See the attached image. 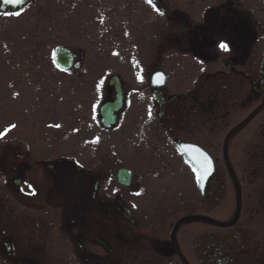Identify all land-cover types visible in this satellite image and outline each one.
Wrapping results in <instances>:
<instances>
[{
	"label": "flooded vegetation",
	"instance_id": "af4514ba",
	"mask_svg": "<svg viewBox=\"0 0 264 264\" xmlns=\"http://www.w3.org/2000/svg\"><path fill=\"white\" fill-rule=\"evenodd\" d=\"M106 1L94 24L111 47L115 27L130 34L140 72H111L94 82L103 93L94 109L61 111L100 136L75 142L65 122H32L0 137V264H264L245 239L258 233L250 218L264 213V106L240 125L264 103V0H133L139 9L120 24ZM74 53L69 69L55 68L81 77L84 56ZM122 124L129 146L117 158L111 135ZM178 143L212 156L203 193ZM178 170L195 178L203 208L158 218L155 199L186 185L170 184ZM231 188L234 217H214Z\"/></svg>",
	"mask_w": 264,
	"mask_h": 264
},
{
	"label": "rangeland",
	"instance_id": "374dc122",
	"mask_svg": "<svg viewBox=\"0 0 264 264\" xmlns=\"http://www.w3.org/2000/svg\"><path fill=\"white\" fill-rule=\"evenodd\" d=\"M110 2L115 24H120L119 16H133L136 14L134 9H139L137 1L133 0ZM105 4L106 0H32L19 14L0 11V133L3 136H11L15 127V130L25 131L32 122L51 127L57 122H65L64 136L75 142L100 136L96 127L73 126L67 122L68 113L64 118L61 115L64 110L94 109L103 95L100 86L95 87L94 82L111 72L125 79L134 78L140 72L139 65L135 64L138 54L129 49L130 34L115 27L114 46L111 47L110 36L94 24L96 5L103 9ZM131 33L137 34V28L134 27ZM57 46L68 47L84 56L81 77L64 74L55 68L51 54ZM141 72L144 74L143 69ZM125 130L126 125L122 124L111 135L114 138L111 152L116 153L117 158L128 151ZM192 181V177L187 178L181 171H176L170 184L186 185L155 199L156 217L179 219L186 214L199 213L197 211H201L203 205L195 178ZM227 183H232L230 178ZM189 184H193L192 189ZM223 195L220 203L212 204L216 208L211 215L232 219L236 194L231 188ZM260 196L257 201L264 202V193ZM248 228L258 233L245 238L246 243L264 252V213L259 216L254 213ZM182 253L189 257L191 252Z\"/></svg>",
	"mask_w": 264,
	"mask_h": 264
},
{
	"label": "water",
	"instance_id": "95a60500",
	"mask_svg": "<svg viewBox=\"0 0 264 264\" xmlns=\"http://www.w3.org/2000/svg\"><path fill=\"white\" fill-rule=\"evenodd\" d=\"M31 1L32 0H19L18 3H15V2H9V0H0V11L12 12L14 14H18L22 12L27 6H29ZM75 56L76 55L72 52V50L65 46L55 47L51 54L53 64L62 70H67L71 67ZM113 80H115V78ZM263 106H264V103L261 104L259 107H257L251 114H249L240 123V125L244 124L250 117H252ZM107 107L108 106L106 105L101 107V113L103 115L102 120L105 126L110 125V123L108 122V118H107L108 114L106 113ZM177 147L184 154L186 161L192 166L196 179H197L198 173L204 176L203 180L197 179L199 189L201 190V193H203L207 180L213 175L215 171V163H214L212 156L207 151L203 150L201 147L195 144L178 143ZM205 155L208 157V160H205ZM208 161L211 162V167L208 166ZM118 180L123 185H129L130 183L129 173L126 170L121 169L118 172ZM239 203H240V198L238 194V204ZM191 218H199V217L193 216Z\"/></svg>",
	"mask_w": 264,
	"mask_h": 264
},
{
	"label": "snow or ice",
	"instance_id": "6c2138e0",
	"mask_svg": "<svg viewBox=\"0 0 264 264\" xmlns=\"http://www.w3.org/2000/svg\"><path fill=\"white\" fill-rule=\"evenodd\" d=\"M9 2H15V3H18L19 2V0H9ZM219 47L222 49V50H224V51H228L229 50V48H228V45L226 44V43H224V42H221L220 44H219ZM103 83V82H102ZM14 127V126H13ZM3 136V133H0V137H2ZM205 160H208V157L205 155ZM208 166L209 167H211V162L210 161H208ZM197 179L198 180H203L204 179V176L203 175H200L199 173L197 174Z\"/></svg>",
	"mask_w": 264,
	"mask_h": 264
}]
</instances>
